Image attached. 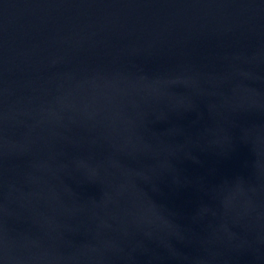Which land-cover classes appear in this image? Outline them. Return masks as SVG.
<instances>
[{
  "label": "water",
  "instance_id": "water-1",
  "mask_svg": "<svg viewBox=\"0 0 264 264\" xmlns=\"http://www.w3.org/2000/svg\"><path fill=\"white\" fill-rule=\"evenodd\" d=\"M0 264H264V0H0Z\"/></svg>",
  "mask_w": 264,
  "mask_h": 264
}]
</instances>
